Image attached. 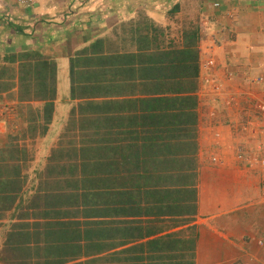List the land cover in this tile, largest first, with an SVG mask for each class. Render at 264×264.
I'll return each instance as SVG.
<instances>
[{"label":"crops","instance_id":"1","mask_svg":"<svg viewBox=\"0 0 264 264\" xmlns=\"http://www.w3.org/2000/svg\"><path fill=\"white\" fill-rule=\"evenodd\" d=\"M261 136L264 0H0V264H264Z\"/></svg>","mask_w":264,"mask_h":264},{"label":"built area","instance_id":"2","mask_svg":"<svg viewBox=\"0 0 264 264\" xmlns=\"http://www.w3.org/2000/svg\"><path fill=\"white\" fill-rule=\"evenodd\" d=\"M22 3H30L32 0H20ZM219 3L215 2L214 5L217 6ZM213 64V59H208L206 62L207 66H211ZM258 80H262V78H259ZM217 83H212L210 85L211 89L213 90L216 88ZM257 110H262L263 107L258 105L256 107ZM259 108V109H258ZM255 130H253L254 134ZM262 132L261 130L257 131ZM237 158L242 159L246 162L247 166L254 167L258 165L260 167L261 175H262V193L264 195V137H260L259 141L252 147L251 149L244 150L242 147L237 152Z\"/></svg>","mask_w":264,"mask_h":264},{"label":"rangeland","instance_id":"3","mask_svg":"<svg viewBox=\"0 0 264 264\" xmlns=\"http://www.w3.org/2000/svg\"><path fill=\"white\" fill-rule=\"evenodd\" d=\"M216 2H218L219 3V5H220V2L219 1H216ZM226 14H227V12H225Z\"/></svg>","mask_w":264,"mask_h":264}]
</instances>
